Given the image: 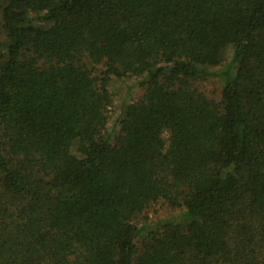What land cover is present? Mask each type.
Wrapping results in <instances>:
<instances>
[{"label":"trees","instance_id":"obj_1","mask_svg":"<svg viewBox=\"0 0 264 264\" xmlns=\"http://www.w3.org/2000/svg\"><path fill=\"white\" fill-rule=\"evenodd\" d=\"M0 264H264V0H0Z\"/></svg>","mask_w":264,"mask_h":264},{"label":"rangeland","instance_id":"obj_2","mask_svg":"<svg viewBox=\"0 0 264 264\" xmlns=\"http://www.w3.org/2000/svg\"><path fill=\"white\" fill-rule=\"evenodd\" d=\"M227 58L230 57V49L227 48ZM139 78L126 77L124 79L111 78L108 86L109 91L112 93L114 100L108 113V124L107 129L117 128V118L120 112V106L124 102L136 100L139 98L143 89L138 84ZM192 84L198 88L201 92L208 94L211 97H218L220 94V83L217 79H205L193 81ZM166 137V134H163ZM72 152H76V148L72 147ZM150 213L146 220L138 219L137 225H148L153 226L157 221L161 219H170L178 215V209L169 208L163 201H157L150 206Z\"/></svg>","mask_w":264,"mask_h":264}]
</instances>
